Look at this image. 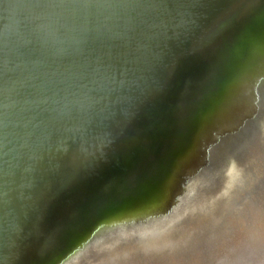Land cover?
<instances>
[{
  "label": "water",
  "instance_id": "obj_1",
  "mask_svg": "<svg viewBox=\"0 0 264 264\" xmlns=\"http://www.w3.org/2000/svg\"><path fill=\"white\" fill-rule=\"evenodd\" d=\"M0 264H264V0H0Z\"/></svg>",
  "mask_w": 264,
  "mask_h": 264
}]
</instances>
